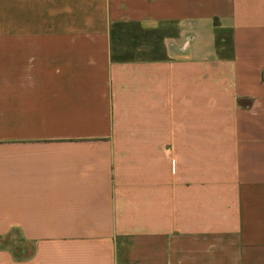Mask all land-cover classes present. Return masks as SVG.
<instances>
[{
  "label": "crops",
  "instance_id": "obj_1",
  "mask_svg": "<svg viewBox=\"0 0 264 264\" xmlns=\"http://www.w3.org/2000/svg\"><path fill=\"white\" fill-rule=\"evenodd\" d=\"M0 264H264V0H0Z\"/></svg>",
  "mask_w": 264,
  "mask_h": 264
},
{
  "label": "rangeland",
  "instance_id": "obj_2",
  "mask_svg": "<svg viewBox=\"0 0 264 264\" xmlns=\"http://www.w3.org/2000/svg\"><path fill=\"white\" fill-rule=\"evenodd\" d=\"M12 237H13V233L12 232H9L7 235H5V237L1 240L5 241V243H0L1 244H5L6 246H9L11 247V244H12Z\"/></svg>",
  "mask_w": 264,
  "mask_h": 264
}]
</instances>
